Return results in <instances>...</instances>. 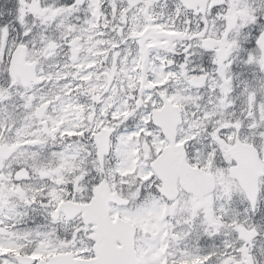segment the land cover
<instances>
[{
	"label": "snow or ice",
	"instance_id": "1",
	"mask_svg": "<svg viewBox=\"0 0 264 264\" xmlns=\"http://www.w3.org/2000/svg\"><path fill=\"white\" fill-rule=\"evenodd\" d=\"M0 264H264V0H0Z\"/></svg>",
	"mask_w": 264,
	"mask_h": 264
}]
</instances>
